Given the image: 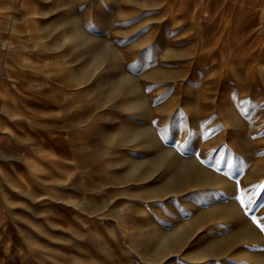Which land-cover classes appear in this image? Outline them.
<instances>
[{
	"label": "rangeland",
	"instance_id": "374dc122",
	"mask_svg": "<svg viewBox=\"0 0 264 264\" xmlns=\"http://www.w3.org/2000/svg\"><path fill=\"white\" fill-rule=\"evenodd\" d=\"M232 2L0 0L4 31L13 19L17 36H31L18 40L20 55L0 52V264L237 262L205 248L251 223L240 189L254 201L250 215L264 217V53L234 50L223 36ZM250 2L254 17L264 0ZM147 128L166 129L164 146L219 168L223 189L176 193L161 170L151 176L162 146L132 135ZM22 172L30 179L15 191ZM235 205L240 225L234 213L193 223L198 208ZM178 221L191 237L165 244L158 232ZM261 238L244 244L264 258Z\"/></svg>",
	"mask_w": 264,
	"mask_h": 264
},
{
	"label": "bare ground",
	"instance_id": "6f19581e",
	"mask_svg": "<svg viewBox=\"0 0 264 264\" xmlns=\"http://www.w3.org/2000/svg\"><path fill=\"white\" fill-rule=\"evenodd\" d=\"M238 2H236V0H233V2L231 3V9L229 11H226V15L224 14L225 16H224V20L222 23L223 31H221L223 33V36L225 37L226 40L229 41V43H230L229 45L231 47L233 46L232 48H234V50H235V48L239 49L241 51L244 50L245 48H255L256 50L264 53V8H261L258 11V13L256 10V15L254 17H249V15L251 13L255 12V10L253 11L252 2H250V0L240 1L239 3ZM26 5L28 6L29 4H26ZM228 5H229V3H228ZM29 8H30V6H29ZM199 8H202V7H199ZM199 8L197 10H195L193 17L200 24V22L198 20L200 18L199 16L201 15ZM30 10H31V8H30ZM209 12H212V11H209ZM205 13H207V12H205ZM214 18H213V20H214ZM3 23H4L3 19L0 18V52H4V55L6 53L8 57H10V56L12 57L14 55L15 56L20 55L22 52H20L19 49L16 50V48L19 47L18 43L23 44L25 41L23 43H21L20 41L27 40V39L30 40L31 36L29 35L30 36L29 37V36H27V34H22V35L17 36L18 26H16V23L13 21V19H12V22H9V25H8L9 26V34H8L7 32L4 31ZM224 37H222V38H224ZM232 39L234 41H232ZM18 40H19V42H18ZM217 40H218V38H217ZM228 41H227V43H228ZM33 42L35 44H38V41H33ZM225 45H226V42H225ZM227 46H228V44H227ZM20 59L21 58H19V62H18L19 66L25 67L26 63H24V61H22ZM39 70L40 69H37V71L40 73ZM41 71L44 72V69L42 67H41ZM54 77L57 78L56 74H54ZM26 80L28 81V79H26ZM63 83H65V82H63ZM67 83H69V82H67ZM27 84H28V82H27ZM4 87H5V85H4ZM22 98L23 97H21V99ZM199 99H196V100L199 101ZM32 100H34V99H32ZM38 101L41 103L43 102V103L47 104V103L54 102V99L52 98V100H51V97L47 98L44 96L42 98L40 97L38 99ZM221 103H222V101H221ZM186 104H187V106L186 105L185 106L188 108L190 105H188V103H186ZM199 104H198V106H199ZM217 104H219V103H217ZM198 106L197 105L194 106L195 110H200L199 107L201 105L199 107ZM218 106L220 107V105H218ZM190 108L192 110V107H190ZM230 111L232 112V110H229V112ZM192 112H194V111H192ZM226 112L228 115L229 112L228 111H226ZM10 113H12V112H10ZM224 114H223V116H224ZM227 115H226V117H227ZM230 115H228L229 118H231ZM224 119H225V117H224ZM226 121H227V119H226ZM151 127H152V125H151ZM148 128L146 130L139 129L137 131H134L132 135H133L134 139L135 138L141 139L143 141V143L145 144V146L150 150H153L156 147L158 148V146H160V144L162 146V147H160L159 150H157L158 152L156 151L157 153L153 157L154 163H152L150 165L148 173H150L151 176L158 173V171L161 170V172H162L161 177L167 178L166 180H163L165 183L164 185L169 184V187H171L172 190L175 191L176 193L182 192V191H184L185 188L190 187V186H186V185H191V187L211 185V186H217L219 189L218 191H221L223 189V187L225 186L223 184L225 178L222 176V174L219 171L215 170L214 168L211 169L209 166H206L204 163H202L199 160V158L197 156H194V157L183 156L182 154H180V151L176 149L177 146L176 147L175 146L174 147L173 146L172 147L171 146H164V144H163L164 142H162V143L160 142L159 133H158L159 136L156 133V132H158V130L156 129V132H155L154 128H152V129H148ZM161 141H164V140L162 139ZM51 155H55V153L53 152V153H51ZM26 173L27 172H22L18 176L19 178H17L13 182L12 188L15 191L16 190L20 191V185H22L24 182L29 181L30 178H29V176H27ZM152 178H154V176ZM226 183H227V185L231 184V182L229 184H228V182H226ZM160 188H162V187H160ZM198 209H199V214H200V215H198V218L200 220H195V221H193V223L202 222L204 220L210 219L213 216H220V217L226 219V218H229V216H231L234 213V214H236L237 222L240 225L242 218L245 216V215H243V213H241V211L237 205L232 207V209H229L226 207H220L219 209H214V210L212 208V209H208V210H204V211L202 208H198ZM180 225L181 224L178 221L175 223V226L173 228H171L170 230H166V231L164 230V231L158 232V238L161 239L165 244H171L173 246H178L183 242H187L192 235L190 223L187 224L185 227L181 226V228H179ZM215 229H216V227H215ZM220 239L212 238V240H210L207 243V246L205 248L208 251V255H219V256L230 255L237 261L235 263L234 262L231 263L229 260H226V261H224V264H236V263L242 264L243 262H244V264H245V262H248L249 264H264V258L262 255L263 253L262 254L259 253V251H258L259 249L256 250V249L251 248V246H245V244H244L247 242H252V243L255 242L256 243V242L262 240L261 233L252 223L245 224L244 226H240V228H238L236 230V232L234 233L232 239L219 241ZM241 245H243V246H241ZM240 260H242V262H240Z\"/></svg>",
	"mask_w": 264,
	"mask_h": 264
},
{
	"label": "snow or ice",
	"instance_id": "6c2138e0",
	"mask_svg": "<svg viewBox=\"0 0 264 264\" xmlns=\"http://www.w3.org/2000/svg\"><path fill=\"white\" fill-rule=\"evenodd\" d=\"M241 113L243 115H246V111L243 107H241ZM165 132L166 129L159 130V134L161 136V139H165ZM203 162V161H202ZM229 168L232 167L231 164L228 165ZM217 171H219V168H217ZM225 175H228V173H225ZM264 188V185L261 186ZM237 201L239 202V205L244 209V213L246 216H249V219L251 220V223L259 230V232L264 235V217H257L256 215H250L252 212V208L250 205L254 202L252 200L251 196H248L246 199L245 192L243 189H240L238 192V195L236 196ZM261 208H264V204L259 205Z\"/></svg>",
	"mask_w": 264,
	"mask_h": 264
}]
</instances>
